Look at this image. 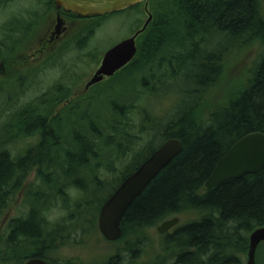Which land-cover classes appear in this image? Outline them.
Instances as JSON below:
<instances>
[{
    "label": "trees",
    "instance_id": "16d2710c",
    "mask_svg": "<svg viewBox=\"0 0 264 264\" xmlns=\"http://www.w3.org/2000/svg\"><path fill=\"white\" fill-rule=\"evenodd\" d=\"M9 1L0 0V8ZM263 1L149 0L152 21L138 39L134 61L106 82L103 93L109 111L102 118L85 113L100 94L88 105L79 101L77 107L66 105L56 113L70 93L62 81L19 104L37 73L12 76L10 72L9 80H1L0 97L4 101L0 118L5 116V121L0 124V218L20 193L26 212L9 220L6 236L0 239V264H24L31 258L48 260L70 238V227L79 224L95 230L100 206L108 196L170 139L180 141L181 153L125 212L121 238L136 236V240L124 241L123 249L134 256L133 250L139 249L146 230L195 213L198 220L183 223L162 238L166 251L176 250L170 264H244L249 234L264 227V168L259 174L211 189L204 185L232 145L252 133L264 135V52L252 64L238 92L226 103L215 104L206 116L198 115L220 80L225 59L241 47L261 43L264 48ZM49 2L53 8L52 0ZM143 7L140 3L122 12L91 18L95 22L72 39L68 50L59 51V56L66 59V73L84 64L89 41L102 22L133 10L138 21L136 32L145 20ZM32 25L25 23V27L19 19H10L2 27L5 36L0 41V62L8 64L12 58L3 54L12 50L6 45L10 42L7 36L11 42L25 40ZM222 43H227L226 48L218 46ZM55 63L47 64L45 70L54 68ZM130 77L135 79L126 81ZM182 79L191 87L172 89L177 92L173 108L158 118L150 116L148 107L142 108L145 116L141 122L134 120L140 109L137 102L155 98L166 82L175 86L174 81ZM118 84L127 88L120 101L113 93ZM189 98L195 100L193 105L183 108ZM145 137L149 143L133 156L127 171L118 174L114 189L99 200V189L109 184L103 176L115 172V163L127 153H134ZM25 140L35 144L26 145L24 153L11 151ZM31 174L35 181L26 185ZM56 211L66 213L54 218ZM120 253L116 254V264ZM110 260L105 264H114Z\"/></svg>",
    "mask_w": 264,
    "mask_h": 264
},
{
    "label": "rangeland",
    "instance_id": "374dc122",
    "mask_svg": "<svg viewBox=\"0 0 264 264\" xmlns=\"http://www.w3.org/2000/svg\"><path fill=\"white\" fill-rule=\"evenodd\" d=\"M262 6L264 10V1ZM25 11L35 13L34 23L30 27V30L28 27L24 43L19 41H15V43L11 42L9 39L10 37L8 38L9 35H6L7 39L10 41L9 44L6 43V45H8L12 50L10 51L9 49L7 54L6 52L3 54L12 57L9 61L12 65L10 66L8 64H4L6 72L3 70L0 71V81L9 80L7 77L10 75V72H12V76L37 73L36 77L34 76L30 79V81H34V84H32L30 89L25 92L26 94L24 97H20V104L29 102L37 95L44 93V91L51 87L52 84L55 85L58 81L61 82L64 80L61 85L69 88L70 93L65 102L63 101L57 107L55 112L58 113L59 108L65 103H67L68 106L71 105L77 107L78 105L76 102L85 101L88 105L98 94H100L91 104L89 109H86L85 113L87 115L90 112L92 114H98L100 118H102L104 113L109 111V107L105 102L106 93H103V91H105L103 88L105 87L107 80L92 87L85 93L83 92L84 85L98 67L102 55L114 45L129 38L135 32L138 27V21H136L135 15L132 14L133 10L116 15L102 22L95 36L89 41L87 46L88 54L86 55V58L83 59L84 64L77 66L73 72H70L69 74H62L60 70H56L52 67H47L48 69L45 70L46 65L44 66V59L49 56L54 48L46 46L45 50L40 52L43 43L55 30V25H58L53 8L51 10H44L43 7L38 5L36 0H10L4 7L0 8V41L5 36L2 27L7 24L10 19L27 20L26 22H29ZM140 18H142V16ZM65 21L68 25V32L69 35L71 34V39H74L79 34H82V31L85 28H88L90 24L95 22L91 19L75 20L70 16L69 18H66ZM15 37L17 38V36ZM218 46L226 48L227 43H222ZM263 52L264 48H262L261 43L251 45L247 48L241 47L240 49L234 50V52H232V54L225 59L220 80L214 88L210 90L208 99L201 106V114L198 116H206V112L214 107L215 104L226 103V101L232 97L231 95L233 93L238 92L241 88L240 85L247 79L252 64ZM75 54L77 53H74V55ZM72 55L67 56L73 58ZM18 64H22V67ZM187 70L190 72L193 71V68H189ZM134 79V77H130L126 81L130 82ZM174 83L175 86H172L171 82H166L163 87L159 90L157 89L158 92H156L157 96L155 98L145 99L144 101L140 100L137 102L138 105H140V109L138 110L139 112H137L138 115L134 116V120L141 122L143 116H145V113L141 112L142 108L145 110L146 107H148V109H151V113L149 112L150 116L157 118L161 117L170 108H173L177 98V92L172 89L176 88L178 90L180 87L181 89H184L185 85L189 88L191 87V84H186L185 79L175 80ZM125 89L127 88L123 87L121 84H118L117 87L114 86L113 93L117 98V101H120V95L125 93ZM3 101V97H0V110L3 108L1 106L3 105V103H1ZM194 101L195 100L193 98L185 100L183 108L192 106ZM3 121H5V116L0 118V124ZM147 126H149V124H147ZM31 143H33V141L25 140L24 142L15 144V146L11 148V151H19L20 153L24 150L26 145ZM146 143H149L147 137H145L144 140L141 139L134 153H127L124 159L122 158L120 161L115 163V172L113 171L112 174L103 176V179L109 184L99 189V194H97V198L99 200L104 198L112 191V189H114L119 181H115L118 174H120L124 166H127V164L129 165L133 161V156L137 153V151L143 149ZM34 178L35 175L31 174L25 181V184L27 185L33 183L35 181ZM22 202L23 194H17L13 201L9 204V207L5 211L4 215L1 216L0 239L6 236V227L9 220L22 216L26 212ZM97 204L98 202L95 203V206ZM65 213L66 212L56 211L53 217L59 218L64 216ZM95 214L96 212H93V215ZM196 216L197 214L195 213H189L181 215L179 218L182 223H186L190 220H194ZM86 220H90V218H86ZM69 231L70 238H67L63 245L58 247L55 252L49 255V262L61 264L64 261H70L73 264H105L111 259L110 261H113V263L116 264V253L120 251V257H123L122 263L120 264H131L129 261L130 254L124 253L122 249L124 241L132 243L136 240V236H126L125 239L122 240L121 238L120 241L113 243L107 242L100 235L97 229V224L95 230H91L83 226L81 227L79 224H76L74 227H70ZM162 241V237L156 231V227L146 230L143 233V239L139 243V249L136 250L135 248L133 251L136 257L133 264H170L171 261H173L172 254L176 253V250L166 251L162 245ZM255 257V264H264V245L258 246ZM124 258L125 260H123ZM246 260L247 256L244 255V264H246ZM11 264L16 263L12 262Z\"/></svg>",
    "mask_w": 264,
    "mask_h": 264
},
{
    "label": "water",
    "instance_id": "95a60500",
    "mask_svg": "<svg viewBox=\"0 0 264 264\" xmlns=\"http://www.w3.org/2000/svg\"><path fill=\"white\" fill-rule=\"evenodd\" d=\"M57 10H63L81 18L99 17L118 13L144 3L145 21L132 36L107 50L92 76L84 85L83 92L112 78L127 67L137 53L136 41L152 21L149 0H53ZM57 26L60 25L58 20ZM179 140L170 139L154 151L138 168L126 177L114 193L100 208L97 227L105 241L113 242L121 236V221L127 209L141 196L149 184L181 153ZM264 168V135L252 133L232 145L215 165L205 182V188L240 179L246 175L259 174ZM179 223L178 218L166 220L157 226L159 234L167 233ZM260 243H264V227L249 235L246 264H255V254ZM24 264H48L44 259L31 258Z\"/></svg>",
    "mask_w": 264,
    "mask_h": 264
},
{
    "label": "flooded vegetation",
    "instance_id": "af4514ba",
    "mask_svg": "<svg viewBox=\"0 0 264 264\" xmlns=\"http://www.w3.org/2000/svg\"><path fill=\"white\" fill-rule=\"evenodd\" d=\"M36 2L38 3V5L39 6H41V7H43L44 8V10L45 9H47V10H51L52 9V7H51V4H50V2H49V0H36ZM52 3H53V10H54V12H55V15H56V21L58 22V20H59V22H60V25L59 26H56L55 25V27H54V31L51 33V35H49V37H48V39L43 43V45H42V48H41V50H40V52L42 51H44L45 50V48H46V46H49L50 48H54L52 51H51V53L49 54V56L47 57V58H45L44 60H45V62H44V66L45 65H47V64H50V63H53V62H56L55 63V67H54V69H56V70H60L61 72H62V74H64V73H66L67 71H68V68L66 67H64L63 65V61H66V59H64V58H61L59 55L62 53V51H63V49L64 48H66L67 50H68V48L71 46V41H72V39H71V34L69 35V32H68V30H69V28H68V25L66 24V18H69V14H67V13H65V12H63L62 10H57L56 9V7H55V5H54V1L52 0ZM26 12V15H27V17H28V20H29V22L31 23V24H33L34 23V19H35V13H33V12H31V11H25ZM19 21H21V25H23V26H25V23H29V22H25V21H27V20H19ZM29 23V24H30ZM26 27V26H25ZM24 27V28H25ZM25 32V31H24ZM26 34V33H25ZM26 36V35H25ZM17 41V40H16ZM19 42H22V43H24V40H22V41H19ZM15 43V42H14ZM59 51H61V53L59 54ZM67 64H69V63H67ZM66 64V65H67ZM8 65H12V63L11 62H8ZM1 70H3L4 72H6V69H4V63H2V62H0V71ZM71 71L69 70V73H70ZM69 73H66V74H69ZM115 76H113L111 79H113ZM61 79H62V77H61ZM110 81V80H109ZM62 82H64V81H62ZM24 84V86H25V83H23ZM58 85H60V83H59V81L56 83V86H58ZM20 88V87H19ZM22 88H23V86H22ZM66 105H63V106H61L60 108H59V110H58V112L60 111V109H62V108H64ZM68 119H72V117H71V115H69V117H68ZM30 141H33V140H30ZM166 141H164V142H162L161 144H160V146L163 144V143H165ZM33 144H35V143H33ZM31 145V144H30ZM159 146V147H160ZM158 147V148H159ZM26 148L27 147H25L24 148V150H23V153L25 152V150H26ZM157 148V149H158ZM131 164V163H130ZM129 164V165H130ZM128 165V164H127ZM138 167V166H137ZM136 167V168H137ZM125 168H126V166H124V168L122 169V171H127V169L128 168H126V170H125ZM115 170V169H114ZM101 207V206H100ZM199 219V217L198 218H196V220H198ZM180 220V219H179ZM183 223L181 222V221H179V226L180 225H182ZM173 230H175V228H173V229H171L169 232H167V233H164V234H161L160 236L162 237V238H165L167 235H169V234H172L173 233ZM122 237V236H121ZM135 247V246H134ZM124 248V247H123ZM122 251L124 252V253H127L124 249H122ZM134 251V250H133ZM127 257V256H126ZM122 258L123 257H120L119 256V258H117V260L119 261L117 264H120V263H122ZM136 257H135V254H134V256H132V255H130V257H129V261H130V263L131 264H133V262L135 261L134 259H135ZM123 260H125V258L123 259Z\"/></svg>",
    "mask_w": 264,
    "mask_h": 264
},
{
    "label": "bare ground",
    "instance_id": "6f19581e",
    "mask_svg": "<svg viewBox=\"0 0 264 264\" xmlns=\"http://www.w3.org/2000/svg\"><path fill=\"white\" fill-rule=\"evenodd\" d=\"M23 153V152H22ZM148 158V157H147ZM114 193V192H113ZM113 193H111L109 196H108V198L113 194ZM107 198V199H108ZM99 212H100V209H99ZM99 212H98V214H97V218H96V220H97V222H98V216H99ZM121 236H122V230H121ZM121 236H120V238L119 239H117L116 241H113V242H117V241H120V239H121ZM108 242V241H107ZM113 242H111V243H113ZM117 254V253H116ZM48 264L50 263L48 260H45Z\"/></svg>",
    "mask_w": 264,
    "mask_h": 264
}]
</instances>
